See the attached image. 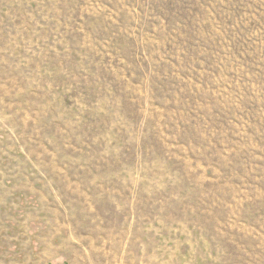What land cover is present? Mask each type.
<instances>
[{"label":"rangeland","instance_id":"rangeland-1","mask_svg":"<svg viewBox=\"0 0 264 264\" xmlns=\"http://www.w3.org/2000/svg\"><path fill=\"white\" fill-rule=\"evenodd\" d=\"M0 264H264V0H0Z\"/></svg>","mask_w":264,"mask_h":264}]
</instances>
